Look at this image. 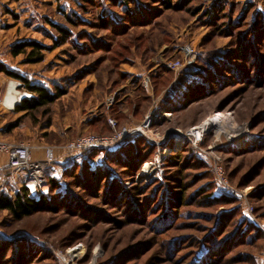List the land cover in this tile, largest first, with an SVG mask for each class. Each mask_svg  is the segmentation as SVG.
<instances>
[{
	"label": "rangeland",
	"instance_id": "rangeland-1",
	"mask_svg": "<svg viewBox=\"0 0 264 264\" xmlns=\"http://www.w3.org/2000/svg\"><path fill=\"white\" fill-rule=\"evenodd\" d=\"M253 1L264 5V0ZM137 2L139 6H130L133 16L127 20L121 19L124 8L114 0H94L93 5L83 0H0L1 60L53 93L57 88L66 91L35 112H11L1 103L11 86L21 102L34 95L0 74V141L51 147L57 161V155L81 138H112L140 127L153 112H169L168 101L182 103L184 96L178 98L192 82L207 88L214 84L211 93L196 96L184 109L169 112L171 117L145 129L162 140L171 132L206 129L198 144L189 135L188 142L176 147L171 140L162 172L145 171V164L158 153L157 146L148 145L152 156L130 170L116 155L110 156V150L92 152L89 163L102 166L97 171L107 175L96 182L85 176L89 187L66 178L63 168L54 164L48 179L59 177L62 189L68 185L65 199L59 200V188L47 182L35 194L30 191L34 197L44 193L51 198L53 211L18 222L0 211V239L10 248L0 258L4 264H196L201 246L213 244L209 236L223 241L225 248L200 264H264V44L252 56L247 54L253 46L247 48L242 57L239 43L249 42L242 35L249 20L244 17L237 24L251 5L244 8L243 0H170L167 8L148 0ZM106 12V19L113 16L118 21L112 28L100 21ZM51 23L67 30L68 37ZM32 41L49 47L44 62L28 64L25 55L12 57L15 46ZM187 47L194 56H186ZM222 62L227 64L219 68ZM169 63L178 66L170 70ZM227 65L240 68L242 79L224 68ZM214 69L224 79L222 87L203 81ZM145 78L146 89L141 86ZM210 119L216 121L209 123ZM33 152L32 148V156ZM77 157L80 162L85 159L84 154ZM214 165L221 167L236 201L214 205L208 204L207 192L197 196L206 183L215 184L216 193L222 191ZM114 182L117 195L127 194L132 203L111 201ZM168 193L186 204L177 200L166 209ZM166 210L170 222L163 221ZM242 219L253 228L240 224ZM75 249L79 258L72 260Z\"/></svg>",
	"mask_w": 264,
	"mask_h": 264
},
{
	"label": "trees",
	"instance_id": "trees-1",
	"mask_svg": "<svg viewBox=\"0 0 264 264\" xmlns=\"http://www.w3.org/2000/svg\"><path fill=\"white\" fill-rule=\"evenodd\" d=\"M84 2L93 5L94 0H83ZM115 2H117V6H122L124 8V14L125 16L122 17L121 19H127L129 20L132 16H133V10L130 8L131 5L133 6H139V3L137 2L138 0H114ZM151 4H163V6L165 7H169L170 5L168 4L170 2V0H148ZM96 4V3H95ZM251 8L250 10H248L247 12H242L240 14V16L238 17V19L240 21H238L237 24H240L242 18H248V29L242 34L245 37L249 38V42L244 41V42H240V47H239V51L244 52L241 56L244 57L245 54H247V48H251L253 46L254 50L248 52L250 55L252 56L255 48L257 51V48H260V45L264 44V14L260 11L257 10V6L255 5V3H250ZM249 5V6H250ZM83 6V5H82ZM143 6H145L147 8V4H143ZM219 4H216V8H219ZM108 18V14L106 12V16H101L100 21L104 24L107 25L110 24L111 28L114 25L118 24V21L116 18H114L113 16H109ZM106 19V21H105ZM69 20V19H68ZM68 22H72V21H68ZM52 24V23H51ZM72 24V23H71ZM74 24V23H73ZM76 24V23H75ZM236 24V23H235ZM233 26H236V25ZM52 26L60 33H62L65 36V39L68 37L69 33L67 30L62 29L56 25ZM255 43L258 44V46L255 47ZM30 49V50H29ZM46 50H50L49 47L41 45L37 42H23L21 44H18L17 46H15L12 49L11 55L14 58H18L21 55H25L26 56V63L28 64H38V63H42L45 61V55H44V51ZM52 50V49H51ZM256 54V58H261L262 56H259V54H257V52H255ZM236 58V57H234ZM215 62H217L215 60ZM258 63V62H257ZM224 64H227L225 62H222L220 64L219 68H222V66ZM225 66V65H224ZM231 67V68H230ZM226 69H230L233 73V75H235L238 79L241 77L242 73L240 71V68H236L235 66H228L224 67ZM0 74H4L9 78H13L17 81H19L22 84V87L24 86V88L26 90H28V92H30L32 95H34V97L32 99L26 100L24 101L21 106L16 108V112H35L41 108L44 107H48L52 104H54L57 100H59L60 98H62L66 93L65 90L57 88L55 90V92L53 93L48 87H45L44 85L41 84H37V83H33L31 82L29 79H27L26 77L20 75L19 73L13 71L12 69L8 68V65L0 60ZM216 78H214V76ZM212 77V80H211ZM214 78V79H213ZM222 78L221 76L218 75L217 73V69L213 70L212 72L204 75L203 77V81L208 83H215V84H219L220 87H222L221 81L224 79H220ZM242 79V77H241ZM245 79V78H244ZM247 80V78L245 79ZM214 87V84L212 85H208V88L206 86H204V83L200 84L197 81L196 82H192L190 84H188L186 86V88L184 89V93L180 94V97L178 98L179 100H181V96H184V99L182 101V103H178L177 101H168V103L166 104L167 106L165 107V109H168L169 112H175L177 110H181L184 109L186 107V105L191 102L194 98H196V96H202L208 93H211L212 90L210 91L211 88ZM206 92V93H203ZM202 94V95H201ZM193 96V97H190ZM177 99V98H176ZM175 99V100H176ZM185 106V107H184ZM232 150H234V148H232ZM235 151V150H234ZM95 151H90V152H84L82 154H84L85 159H83L81 162L78 159V155H74L72 157V161L69 159L66 162H61L60 160L55 161V163H53L49 169L46 172L47 175V184L48 187L52 188V189H58V194L57 196L60 198L59 200H64L65 196L68 195V191L67 190V186L65 185V189H62V183L58 178L56 177H49L48 179V172L51 170V168L53 167L54 164H58L60 165V168H63V175L66 178H69V176L74 177L75 179L80 180V185L81 186H86L89 187L87 184V181H85L86 177L85 176H90V178H92L94 180V182L100 180V178L103 175H107V172L104 171V173H101L100 171H97L98 167L101 168L102 166H92L91 163H89L90 159V155H92ZM98 152V151H96ZM113 152V154L111 153ZM153 150L152 148L148 147L147 144L145 143L144 138H136L134 140V142L132 143H126L124 145H122L121 147H119L118 149H115L113 151H110V156H115V158H117L116 160L121 164V165H125L126 167H128V169H133L134 167L137 168L138 165L142 164V162L145 160V157H151ZM87 153V154H86ZM90 153V154H89ZM95 156V155H94ZM108 156V155H107ZM177 158H179L180 153L175 155ZM92 157V156H91ZM75 158V159H74ZM109 157H106V159ZM147 161V160H146ZM200 161V160H199ZM144 163V162H143ZM197 166H204L201 162H197ZM83 175V177H82ZM210 179V178H209ZM62 191H60L61 189ZM117 185L116 183H112V192L111 194H109V196L112 198L111 201L117 203H121L124 202V199L128 200V204L132 203V200L130 199V197L126 194V196L121 195V197H119L117 194L119 193V190L117 189ZM216 186L213 183H206L205 186L201 189H199L197 193V196L199 195L200 197H203L204 193H208V195L206 196V199L209 200L208 204H228V203H232L234 201H236V197L234 196L233 193H231L230 191H228L227 189H222V191L220 193H216L215 190ZM167 199V204L166 209L168 207V205L170 206L171 203L174 204V202L177 200L180 201L181 205H185L186 201L182 200L183 198H179V197H175V195L168 193V195H166ZM71 197L70 200H72L71 202L75 203L76 199ZM119 198V199H118ZM118 199V200H116ZM52 199L47 197L46 194L42 193L40 196H32L30 193V190L25 186L22 185L21 187H19L17 189V191L15 192V194L13 196L11 195H5L3 193L0 194V211H5L8 212L9 215L14 219V221H22L23 219L30 217L38 212H42V211H53L54 209L52 208ZM141 214L142 211H139ZM141 218V217H140ZM172 218V217H171ZM170 215L168 213V211L166 210L164 212V217H163V221L164 222H170L171 221ZM243 222H246L244 219L240 220V224H242ZM161 223V222H160ZM248 228H253L252 223H250L248 221V223L246 222ZM164 225V223L162 224ZM210 237V236H209ZM209 242L213 243L211 247H205V246H201V255L198 258L196 264H200L204 261L207 262L208 261V255L209 254H213L215 255V253H219L224 251L225 246L223 241H216V240H211L210 238ZM238 237L235 239L237 240ZM252 242V241H251ZM250 242V243H251ZM173 244L175 245L176 242H173ZM8 244L0 239V258L3 257L2 259H4L5 256H7L6 254L8 253L10 248H7ZM20 246H18L19 248ZM200 260V261H199ZM203 263V264H204ZM0 264H4L3 260L0 261ZM210 264V263H209Z\"/></svg>",
	"mask_w": 264,
	"mask_h": 264
},
{
	"label": "built area",
	"instance_id": "built-area-1",
	"mask_svg": "<svg viewBox=\"0 0 264 264\" xmlns=\"http://www.w3.org/2000/svg\"><path fill=\"white\" fill-rule=\"evenodd\" d=\"M251 0H243L244 8H247ZM186 56H194V51L192 48L187 47L185 49ZM177 64L169 63L166 65L167 69H175ZM143 88L149 87V78H145L141 83ZM169 118L166 116V113H161L160 111L153 112L152 115H148L144 123L135 129H126L122 131L120 135H114L112 138H102L97 136H88L79 139L78 141L70 144L66 147L67 152L73 155H80L84 152L90 151H104V150H115L121 147L122 145L134 141L136 138L143 137L145 143L148 146L158 147V153L153 162L145 164V171L148 172V175L155 170L163 171L162 167L165 164L164 158L167 157L166 153L170 151L169 142L171 140L174 144V147L178 146L177 141L181 139L182 143L188 142V137L186 135L192 136L196 144L203 141V134L205 130L201 132V135H192L193 129L187 133H178L171 132L166 139L155 138L152 135H148L147 130L150 128L156 121L163 120L164 118ZM198 128V127H195ZM230 140V139H229ZM191 141V140H190ZM168 142V143H167ZM231 142V141H230ZM166 143V144H165ZM233 143V142H232ZM173 147V146H172ZM32 147L25 143H8L0 141V156H6L8 161V167L10 169L11 179H16L20 174H25L24 185L31 191L32 194H35L38 188L43 187L46 181V172L49 167L55 163L56 156L54 149L51 147L44 148V158L35 159L31 154ZM162 151V153H161ZM215 176L218 181V184L227 190H231V187L227 183L224 173L221 170V167L214 165Z\"/></svg>",
	"mask_w": 264,
	"mask_h": 264
},
{
	"label": "crops",
	"instance_id": "crops-1",
	"mask_svg": "<svg viewBox=\"0 0 264 264\" xmlns=\"http://www.w3.org/2000/svg\"><path fill=\"white\" fill-rule=\"evenodd\" d=\"M252 3H254V1ZM2 8L5 9L4 6ZM257 10L264 13V5L259 2L257 4ZM0 27H4L3 24L1 23V20H0ZM0 60H1V57H0ZM140 78L135 79L134 82H137V81L139 82ZM11 90H9V92H7L6 95H4L3 101L1 103L6 108V110H9L12 112V111H16V108L21 106V104L24 101L21 102V100L18 96L19 93L16 91L17 89L15 87L11 86ZM10 91L13 93H10ZM166 113H169V112H166ZM36 146L35 145L31 146L34 150V152H33L34 158L35 159H41V158L43 159L44 158V149L42 146H44V145H41V146L36 145ZM35 149H37V150H35ZM73 156L74 155L69 153V152H63V153L57 155V158H59V160L61 162H65L66 160H69ZM25 177H26L25 174H20L16 179H11L10 169L8 167L7 158H6V156H0V194L3 193L5 195H7V193L12 194V193H14V191H17V189L23 185L24 180L26 179ZM11 189H13V191H10Z\"/></svg>",
	"mask_w": 264,
	"mask_h": 264
},
{
	"label": "bare ground",
	"instance_id": "bare-ground-1",
	"mask_svg": "<svg viewBox=\"0 0 264 264\" xmlns=\"http://www.w3.org/2000/svg\"><path fill=\"white\" fill-rule=\"evenodd\" d=\"M13 87H15V86H13ZM166 116H169V117H171V114L170 113H166ZM209 121V123L210 122H215L216 120H213V119H210V120H208ZM210 126V125H209ZM206 130V129H205ZM204 131V127L203 126H201V127H198V128H193V133H192V135H201V132H203ZM180 142H182L181 141V139L180 140H178L177 141V143H179L178 145H180ZM77 249H75V250H73V252H72V255L70 256V258L72 259V260H76V259H78L79 257H77L74 253H75V251H76ZM70 254V253H69ZM77 257V258H76ZM81 257V256H80Z\"/></svg>",
	"mask_w": 264,
	"mask_h": 264
},
{
	"label": "water",
	"instance_id": "water-1",
	"mask_svg": "<svg viewBox=\"0 0 264 264\" xmlns=\"http://www.w3.org/2000/svg\"><path fill=\"white\" fill-rule=\"evenodd\" d=\"M29 97H30V99H31L32 96L30 95Z\"/></svg>",
	"mask_w": 264,
	"mask_h": 264
}]
</instances>
